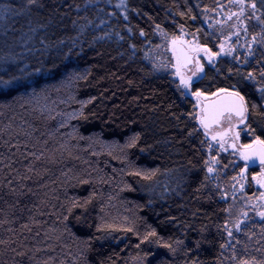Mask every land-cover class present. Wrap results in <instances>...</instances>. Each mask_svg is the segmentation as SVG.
I'll use <instances>...</instances> for the list:
<instances>
[{"label":"trees","instance_id":"trees-1","mask_svg":"<svg viewBox=\"0 0 264 264\" xmlns=\"http://www.w3.org/2000/svg\"><path fill=\"white\" fill-rule=\"evenodd\" d=\"M229 1L44 0L19 15L22 0H0V77L16 78L0 90V264H225L228 203L207 187L194 101L147 55L181 32L217 52L205 20ZM252 50L216 58L192 92L239 91L264 141ZM250 225L236 254L264 264V221Z\"/></svg>","mask_w":264,"mask_h":264},{"label":"rangeland","instance_id":"rangeland-1","mask_svg":"<svg viewBox=\"0 0 264 264\" xmlns=\"http://www.w3.org/2000/svg\"><path fill=\"white\" fill-rule=\"evenodd\" d=\"M249 3L250 0H245V4L241 5L230 0L205 20L208 30L217 37V52H212L208 46L201 45L196 36L181 32L175 36H160L158 46L147 55V60L155 72L171 76L178 84L181 94L194 101L195 119L204 136V147L208 155L207 187H221L224 199L228 203V218L224 226L227 245L225 250L228 256L225 257V264H228L229 260H232L233 264H255L253 260L238 259L235 248L240 243L239 240L243 239L242 236L250 235L251 221L261 220L257 212L264 211V198H261V194H264V187L261 186V183H264V175L261 172L264 166L251 165L240 153L242 148L258 142L247 127L246 116L244 123L240 122L241 118L226 117L219 126L210 130L201 127L199 116L202 101L212 99L223 91L211 95L202 93L197 97L193 94L195 92H192V85L203 76L205 66L213 65L219 56L231 57L237 50L248 52L249 47L254 46L250 43L251 39H248V27L253 24L259 27L260 25L255 19H248V16L252 12L259 15L256 9L248 6ZM177 44H182L193 56V64L188 69L182 68L179 64L174 50ZM182 79L185 81L190 79V88H185ZM209 167H212V172L208 171ZM244 213H247V216ZM236 224L240 225L239 231L235 227ZM229 231L232 236L228 235ZM132 264L144 263L136 260Z\"/></svg>","mask_w":264,"mask_h":264},{"label":"snow or ice","instance_id":"snow-or-ice-1","mask_svg":"<svg viewBox=\"0 0 264 264\" xmlns=\"http://www.w3.org/2000/svg\"><path fill=\"white\" fill-rule=\"evenodd\" d=\"M89 2H91V0H89ZM234 2H239L241 5L245 4V0H234ZM260 3L262 6H264V0H260ZM249 7H251L252 9H256V2L255 0H251V2L248 5ZM118 8H122V9H127V4L125 3V0H121L120 4L117 5ZM45 8V3L44 0H22V3L20 5L19 9H16V13L19 15H23L24 13H32L34 10H40ZM6 11H12V9L10 8H5V6L0 5V19H3ZM257 11H259L257 9ZM262 16H264V12L261 13ZM125 20L128 19L127 15H124L123 17ZM229 19H231V16L228 17ZM248 19H255L258 24L261 26L258 36L259 39H257V35H253L251 36V40L250 43L251 44H256L259 48L264 49V19H261L260 16L256 15V12H252L249 16ZM157 27H159V25H157ZM129 31H131V29H129ZM245 31H247V29L245 28ZM140 35H144V33L141 31ZM248 54L249 56H256V52L252 50L251 47H249L248 49ZM260 59H264V52L261 53ZM245 62H247V59H245ZM260 76L264 77V70L260 71ZM16 78L14 77L11 80H5L2 77H0V90L3 89H10V88H14L15 85L13 83V81ZM245 79L247 80H254V76L252 73H248L247 76L245 77ZM182 83L184 84L185 88H190L191 85V81L190 79L185 81L182 79ZM223 91V90H222ZM259 93L261 95V99H262V104H264V86L259 88ZM195 96L199 97L202 95L201 92L197 91L195 93H193ZM230 95L236 97V100L238 101V103L233 104L228 111L229 112H235L237 115H239L241 117L240 122L244 123L245 120V116L244 113L247 112L249 110V106L247 104V102L245 101V97L243 95L240 94L239 91H234L233 93H231ZM258 107L257 104L253 103L251 105L252 109H256ZM218 111L220 112V114H223V109H218ZM260 115H264V113H259ZM230 118V117H229ZM201 123H203V120L201 121ZM205 127H207V125H204ZM260 143H264V141H258ZM134 144V141L132 142ZM261 163H264V159H261L260 161ZM209 172H212L213 169L212 167L208 168ZM253 179H257L256 177H253ZM261 186L264 187V183H261ZM261 198H264V194H261ZM245 216H247V213H244ZM257 215L260 217L261 220H264V211H258ZM235 227L237 228V230H240V225L236 224ZM129 231L131 229H128ZM261 231L264 232V227L261 228ZM150 235H155V232L151 233ZM229 236H232L231 231H229L228 233ZM146 239V238H145ZM235 239V238H233ZM163 247H171L168 244L162 245ZM225 247H227V245H225Z\"/></svg>","mask_w":264,"mask_h":264},{"label":"water","instance_id":"water-1","mask_svg":"<svg viewBox=\"0 0 264 264\" xmlns=\"http://www.w3.org/2000/svg\"><path fill=\"white\" fill-rule=\"evenodd\" d=\"M174 50L180 66L184 69H188L193 64L192 54H190L182 44L175 45ZM231 93L233 92L225 91L212 99L202 101L199 122L204 130H210L215 126H219L226 115H233L236 118H241L234 111H228L233 104L238 103L236 97L230 95ZM218 109L224 110L222 115ZM202 120L203 123H201ZM205 124L207 127L204 126ZM240 153L251 165L264 166V163L260 162L261 159H264V143L256 142L250 147L242 148ZM261 172L264 175V170Z\"/></svg>","mask_w":264,"mask_h":264},{"label":"flooded vegetation","instance_id":"flooded-vegetation-1","mask_svg":"<svg viewBox=\"0 0 264 264\" xmlns=\"http://www.w3.org/2000/svg\"><path fill=\"white\" fill-rule=\"evenodd\" d=\"M226 117H227V118L230 117L229 119H231V118H236V117H234L233 115H226V116L223 118V120H224ZM223 120H222V122H223ZM222 122H221V123H222Z\"/></svg>","mask_w":264,"mask_h":264},{"label":"bare ground","instance_id":"bare-ground-1","mask_svg":"<svg viewBox=\"0 0 264 264\" xmlns=\"http://www.w3.org/2000/svg\"><path fill=\"white\" fill-rule=\"evenodd\" d=\"M247 113H248V111L245 113L246 118H247Z\"/></svg>","mask_w":264,"mask_h":264}]
</instances>
